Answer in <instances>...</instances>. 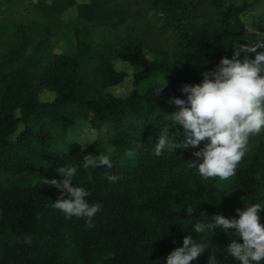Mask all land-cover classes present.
<instances>
[{
    "label": "trees",
    "instance_id": "trees-1",
    "mask_svg": "<svg viewBox=\"0 0 264 264\" xmlns=\"http://www.w3.org/2000/svg\"><path fill=\"white\" fill-rule=\"evenodd\" d=\"M13 1L33 17L0 27V264H164L189 234L208 246L194 264L213 256L216 264H240L224 251L232 237L196 233L194 225L264 204V132L250 137L229 180L205 179L188 166L206 141L159 157L154 146L177 110L171 99L185 98L181 86L199 84L247 43L242 17L252 4L132 0V11L130 0H0V7ZM133 19L153 21L175 47L148 56L142 38L121 31ZM107 30L116 35L99 36ZM163 77L167 86L155 95ZM126 78L132 88L118 95L113 88ZM85 131L96 133L94 142L69 138ZM169 131L183 139L179 125ZM85 155H107L113 165L79 167L72 181L102 204L91 228L53 208L60 193L45 184L62 179L60 167L81 166ZM259 215L264 225V209Z\"/></svg>",
    "mask_w": 264,
    "mask_h": 264
},
{
    "label": "clouds",
    "instance_id": "clouds-1",
    "mask_svg": "<svg viewBox=\"0 0 264 264\" xmlns=\"http://www.w3.org/2000/svg\"><path fill=\"white\" fill-rule=\"evenodd\" d=\"M264 36H257L245 44L233 48L231 58L223 57L214 70L204 72L199 84H184L180 91L185 98H172L171 103L177 110L170 116V125L161 129L154 146V155L165 152L174 153L177 149L195 148L206 141L203 148L195 151V161L187 162L190 168L205 178L229 180L236 174L237 167L249 150L250 137L264 132ZM243 53V58L241 54ZM252 55L253 58H249ZM167 86L163 77L155 86V95H159ZM180 126L183 137L170 135V128ZM96 133H92L94 142ZM134 155L132 151L126 153ZM99 166L112 168L109 156L85 155L81 166H63L57 172L61 180L46 179L47 185L60 193L51 203L66 219L82 218L89 228L94 227L93 218L102 209L100 203H90L91 192L84 187L73 185L79 167L84 169ZM109 182L119 177L109 175ZM65 196L67 198H65ZM262 203H252L243 209H237L238 218H226L223 215L210 216L207 222L194 225L196 233L206 231L212 234L220 230L232 237L224 249L240 264H264V225L260 223ZM189 214L192 212L189 211ZM207 216V215H205ZM237 238L242 240L237 242ZM207 244L196 241L192 235L183 238L182 246L175 248L165 258L164 264H194L197 258L207 252ZM209 258V257H208ZM215 256L209 258V264H216Z\"/></svg>",
    "mask_w": 264,
    "mask_h": 264
},
{
    "label": "rangeland",
    "instance_id": "rangeland-1",
    "mask_svg": "<svg viewBox=\"0 0 264 264\" xmlns=\"http://www.w3.org/2000/svg\"><path fill=\"white\" fill-rule=\"evenodd\" d=\"M129 2V1H128ZM235 3H243L249 2L252 6L249 10L243 15V20L247 24V42L250 40H254L257 36H264V0H234ZM130 8L132 11L137 10L136 4L130 0ZM33 17L32 13L29 11L26 5L24 4H16L14 1L11 2L8 6L3 8L0 7V27L4 26L7 21L11 23L17 22H26L29 21ZM261 17V20L259 19ZM129 26L123 28L121 31H125V33H133L139 38H142L145 45L146 51L148 52V56H151V52L153 49L162 48L171 50L175 47V38L170 34H158L157 29L153 23V21L139 20L133 19L128 23ZM109 33L110 36H115L116 32H111L107 30L101 34L100 37H104ZM118 33V32H117ZM66 43L61 40L57 45L56 49L61 50ZM118 68H124L128 73L131 71V67L124 63H118ZM131 80L130 78H126L123 83L113 88V91L118 95H126L131 90ZM48 95L47 97L52 98V94L45 93ZM46 97V96H45ZM92 131H85L84 135L72 137L70 139H85L86 141H90L92 138ZM96 137V136H95Z\"/></svg>",
    "mask_w": 264,
    "mask_h": 264
}]
</instances>
